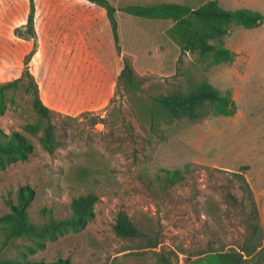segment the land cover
I'll list each match as a JSON object with an SVG mask.
<instances>
[{"label": "rangeland", "instance_id": "374dc122", "mask_svg": "<svg viewBox=\"0 0 264 264\" xmlns=\"http://www.w3.org/2000/svg\"><path fill=\"white\" fill-rule=\"evenodd\" d=\"M107 1L116 9V41L105 10L87 0H0V86L23 79L4 93L0 130L19 132L34 146L26 160L0 170V216L10 212L24 186L35 194L28 213L36 225L68 219L73 198L97 197L84 228L67 230L42 248L27 238L2 247L0 234V264L60 258L75 264H194L207 250H239L250 233L252 200L264 246V26L232 25L223 41L234 60L215 65L180 51L166 34L172 21L120 10L160 3L197 8L206 0ZM217 1L224 9L238 8ZM124 59L141 82L135 93L118 83ZM28 75L53 112L59 143L53 153L43 149L39 135L23 130L37 121L31 93L22 86ZM202 80L230 93L232 116L209 112L149 131L137 112L140 101ZM187 165L181 183L166 184L162 169ZM121 210L140 237L115 234Z\"/></svg>", "mask_w": 264, "mask_h": 264}, {"label": "trees", "instance_id": "16d2710c", "mask_svg": "<svg viewBox=\"0 0 264 264\" xmlns=\"http://www.w3.org/2000/svg\"><path fill=\"white\" fill-rule=\"evenodd\" d=\"M102 7L109 19L113 37L118 39L117 24L114 17L116 9L107 0H87ZM133 17L150 20H170L173 25L166 31L168 38L175 43L181 52H187L206 58L211 64H230L235 53L224 44V37L232 25L251 30L262 25V13L241 8L227 10L222 8L217 0H206L197 8L177 3H160L153 5H127L120 9ZM31 22V17L29 18ZM23 79H17L0 86V115L5 110L4 93L9 89H17ZM26 90L31 93L32 109L37 121L24 125L23 130L31 136L39 135V142L49 153L58 147L56 127L52 122L53 112L41 101L38 88L33 78L28 75ZM118 83L126 93L140 90L141 82L131 64L124 59L118 74ZM138 114L142 116L150 132H155L160 124H169L178 119L196 121L206 117V113L216 116H232L235 105L230 93L221 94L217 89L202 80L190 83L185 90H173L152 97L147 102L138 103ZM209 109V111H208ZM209 113V114H210ZM34 146L31 141L19 132L5 134L0 130V170L17 161H24L32 154ZM188 165L183 170L162 169L167 185H175L184 180ZM246 170V167H242ZM236 176L244 184L248 195L250 187L245 177ZM34 191L29 186L21 187L17 192V203L10 204V212L0 216V234L3 237L2 247L9 241L27 238L35 242L36 248H42L44 241L55 240L67 230L77 231L84 228L94 216L93 206L97 197L93 194L73 198L70 203L72 215L62 221H51L36 225L29 220L28 207L34 199ZM252 210L248 218L250 233L239 248L223 250H207L202 259L194 264H261L264 261V246L261 243L260 225L255 203L252 200ZM115 234L120 238L136 239L140 231L130 220L128 214L121 210L117 214L114 225ZM150 247H154L151 245ZM34 249H31L33 252ZM3 264H75L69 259H58L54 262L43 261H5Z\"/></svg>", "mask_w": 264, "mask_h": 264}, {"label": "crops", "instance_id": "0c3cea01", "mask_svg": "<svg viewBox=\"0 0 264 264\" xmlns=\"http://www.w3.org/2000/svg\"><path fill=\"white\" fill-rule=\"evenodd\" d=\"M229 1L232 5L235 4L237 5L236 7H238L233 10L247 8V9L258 11L262 13L264 16V0H261L259 3H257L256 0H229ZM262 25L264 26V20H263Z\"/></svg>", "mask_w": 264, "mask_h": 264}]
</instances>
